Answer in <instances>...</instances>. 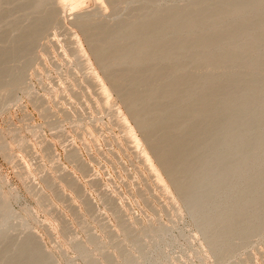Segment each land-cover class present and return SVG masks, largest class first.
<instances>
[{
	"label": "bare ground",
	"instance_id": "bare-ground-1",
	"mask_svg": "<svg viewBox=\"0 0 264 264\" xmlns=\"http://www.w3.org/2000/svg\"><path fill=\"white\" fill-rule=\"evenodd\" d=\"M84 1L0 0V114L8 109H5V105L17 100L19 90H22V94L24 91L36 105L38 100L44 98L36 96L35 85L29 79L35 74H43L40 67L44 65L45 68L44 54L50 55L54 46L48 37L53 35V31L58 32V29L68 31L65 15L68 5L74 8V3L81 7ZM106 1L114 12L110 13L113 15L110 19H105L108 17L104 7ZM106 1L93 0L92 6L83 11L82 7H79L80 10L77 7L78 11L72 13L74 17L71 16L70 23L83 31L102 72L113 90L122 98L129 116L141 130V135L143 133L149 151L176 188L184 207L208 243V248L219 257L218 264L228 261L231 264H252L249 258H253L250 255L242 259H237V255L241 250L257 244L252 243V237L257 236L264 243V0ZM125 9L131 11L125 13ZM67 31L62 30V34ZM68 32L66 36L70 34L73 38V33L70 30ZM75 39L70 40L73 44V47L70 44V51L80 60L86 54L81 40ZM49 55H46L47 58ZM24 58H28V61H23ZM84 58L81 60L83 66H91L88 58ZM94 73L89 75L87 82L99 87L100 101L108 105L111 102L109 89L100 75ZM47 101L40 100L42 103L37 105L45 118V112L50 109ZM44 102L47 106H43ZM49 112V115L54 113ZM117 121L126 131V139L133 143L134 153L150 171L149 175L156 177L155 184L163 185L159 176L161 173H157V168L152 165L149 153L140 150L138 138L135 139L132 132L134 129H131L125 116L118 117ZM3 136L0 135V148L4 155L17 167L18 175L33 192L31 194L40 206L60 222L58 224L62 227V233H67L68 242L88 259L89 264H108L110 258L106 253L111 256L113 252L102 253L101 258L94 257L91 252L92 245L99 246L108 242L96 233L89 234L87 242H79L80 239L77 241L75 232H70L72 226L67 214L65 216V212L57 210V200L65 201L64 204L71 201L73 204L67 203L71 206L77 202L74 201L78 197L82 198L85 211L99 219L102 213L100 209L97 210L94 198L89 196L90 193L87 194L88 190L81 180L64 164L55 162V172L61 173L58 176L53 171L45 172L43 165L37 166L38 170L45 172L41 179L52 190L51 197L45 192L46 189L30 181L32 172L29 173L24 161L21 162V159L11 154V141L6 142V136ZM20 140L19 137L15 142ZM48 140L43 141L44 150L47 151L46 156L53 160L54 146ZM21 145L25 152L26 149L27 153L31 151L29 143L27 146ZM79 151V148L71 146L67 150V158L74 163L75 169L85 174L91 170V165ZM99 181V178H94L89 183L96 185L100 184ZM65 188L70 189L71 195H68L69 190V193L65 192ZM107 192H101L103 200L110 205L106 208L110 207L118 215L119 228L127 235L130 234L136 227L132 226L133 223L128 224L129 220L124 219L126 216L122 218L124 209ZM11 194L0 188V264H57L44 247L39 234L24 232L26 236L22 241L13 234V237L9 235V229L17 224L16 221V224L12 222L16 219V212L9 201ZM71 208L75 216L82 212L85 217V211ZM163 224H152L147 231L141 230L139 240H146L147 232L167 235L169 229ZM83 226H87V223ZM110 236L109 241L117 235L114 238ZM159 246L155 244L154 248L140 257L124 251V264H141V258L145 264H162L167 258Z\"/></svg>",
	"mask_w": 264,
	"mask_h": 264
},
{
	"label": "rangeland",
	"instance_id": "rangeland-1",
	"mask_svg": "<svg viewBox=\"0 0 264 264\" xmlns=\"http://www.w3.org/2000/svg\"><path fill=\"white\" fill-rule=\"evenodd\" d=\"M89 1L85 0L84 3H81L82 8L80 7V5L78 6L74 3L73 6H76L74 8L69 7L71 5H68V9L65 10V15H67L66 25H68L66 29H68V31L70 30L71 34L73 33V38L70 34L66 36L69 32L65 29H58V32L56 30L57 33L53 31V35L51 37H48L51 39H49L50 43L54 45L50 51L51 56L46 53V55H49L47 58V56L44 54L43 62L45 64V68L44 65L40 67V72H42L43 74L40 76L35 74L29 79V82H31L33 86L35 85L34 89L37 93L36 96H44V98L41 97L42 99H40L42 100V102L43 99H46V101L48 100L47 105H50H48L50 109H52L50 112L53 113L54 111V115L48 114L50 110L49 109L47 112H45L49 117L44 113L46 115L45 118L43 114H40L41 110L37 108L38 103L40 105L42 102H39L40 100H38L37 105L33 104L34 102L31 101L32 99H30L24 91L23 93L25 95L22 94V90H19L18 94H16L17 100L14 99V103L13 101H11L9 102L10 105H5L7 106L5 107V109H8L0 114V135H4L3 137H7L4 138L6 139V142L11 141V147L13 148L11 149V154L17 156L18 159L22 160L21 162L24 161V163L27 164V170L29 171V173L32 172L30 176H33L30 181L32 180V182L34 181V183H37L36 185H38V187H43V190L46 189L45 192H48L51 197L52 190L49 189L42 181L41 176L46 171H53L52 173L56 175V170L53 168V166H56V163L62 165L64 164L77 176L79 181L81 180L82 184L86 187L85 189L88 190H86L87 194L90 193L89 196L91 195V197L94 198L93 200H95L94 202L95 204H97V210L99 211L100 209L99 212L102 213L101 216H99V219H96V216H94L93 213L85 211L82 204V198L76 197V200L74 202L77 201V205H75L76 203L72 205L73 203L71 201H68L66 202V204L68 203L70 205V203H72L71 206H69L68 204H64L65 201L62 202L58 200L55 202L58 206L56 204L55 205L57 206V210L61 209L60 212H65V216L67 214L66 217L68 220H70L69 224L71 223L70 226H72V231L70 230V232L71 234H74L73 232H75L74 236L76 235L75 237H77V241H79L78 239H80L79 242H87V240L90 238L89 234L91 235L92 233H96L97 236L103 237L101 238L102 240L108 242L107 244L105 243L106 245L102 244L99 246H91V252L93 253L94 257L101 258L102 253L107 251L110 253L113 252L114 254L112 255L111 253V256H109V253H106L110 258L108 264H124V251H130L132 255L140 257L141 255L148 253L151 248H154L155 244H159L161 251L163 250L162 252L167 258L162 264H218L219 257L213 254L210 251L211 249L208 248V243L206 244L203 234L200 233L198 226H196V224L194 223L195 221L192 220L193 218H191L192 216L190 217V213L188 212L186 207H184V204L182 203L178 192H176L175 190L176 188L170 182L168 175L165 174L166 172L161 169V166H159L158 162L156 161L157 159L153 157V154L149 151L150 149L148 148L144 138L142 137L143 133L141 135V130L137 128L136 123H134L135 120H133V118L131 119V115L128 114V109L127 107H125V103L121 100L122 98L120 99V95L118 96L117 91L115 92L113 90L110 82L102 72L101 67L99 66L96 58H94L93 53L91 52V48H89V45L85 40L84 34L82 33L83 31L79 26L70 23V18L74 14V11H78L77 7H80L81 11H83V9L87 10L86 8H90L92 6L93 0ZM70 3L71 2H69V4ZM84 5L87 7H85ZM104 5V7L106 8L105 13L106 15L108 14V17H106L105 19L113 18V15H110V13H114L113 9L109 6L107 1L106 3H104ZM83 6L85 8H83ZM128 10L125 9V11H123L125 13L131 11L130 9ZM123 11H121V13L124 15ZM114 16L117 15L115 14ZM73 17L74 16H72V18ZM62 30L67 31V33L63 32L64 34H62ZM69 38H71L70 40H74L75 38L81 40V44L85 50L84 54H86L84 57L88 58V63H91V66L90 64H86L87 66L84 65L86 67L85 68L83 66V62H81V60L83 61L84 57L79 60L78 56L70 51L72 50L71 45L73 47V44H71L72 42L69 40ZM46 40L43 42H46ZM64 43L67 44L65 45ZM25 59L26 58H24L23 61H26L28 58L26 60ZM57 66H59V70L57 69ZM93 71L97 72L96 74L100 75L101 79H103L104 83L107 85L109 89V101H111L109 102L110 105H108L113 107L115 106L114 108L109 107L108 105H105L100 101L101 97L97 89L99 87L91 85L90 81L87 82V78H89V75H91V73H94ZM62 75L68 78L65 79V77H63ZM77 77L79 78L77 79ZM81 85H85L87 90L85 86L83 88V86ZM70 87H73L74 90L73 88L69 90ZM75 90L80 92L76 94L74 93L76 92ZM80 93L82 94L79 95ZM19 95L22 99H20ZM47 105L45 103V105L43 106ZM114 110L117 112H115ZM118 111L121 114L119 113L118 115ZM68 112L71 113H69L71 117L68 116ZM117 116L120 118L122 116H125L127 122L133 127L132 128L129 125L132 130L134 129L132 132L135 139L136 137L138 138L137 143L140 145H138L141 148L140 150L142 151V149H144V151H147V153H149V155L151 156H149L151 158L150 161L153 163L152 165L157 168V173H161L159 176L160 179H162L161 181L163 182L165 188L158 182L157 185L155 184L157 181L155 179L156 177L152 174L149 175L150 171L148 170V168L143 163H141L140 157L134 153V149L132 148L133 143H130L126 139V131L119 125L120 123L117 121ZM16 134L17 137H20V139L22 140L15 142V139L18 140V138H16ZM38 134L40 137L38 136ZM48 139L50 140V142L52 141L51 143L54 146H52L54 149L53 155H55V158L53 160H50V158L46 156L47 151L44 150L45 143L43 141H46ZM20 142L26 146L28 143L31 145H28V148L32 147V152L28 149L31 155L28 154L29 152L27 153V149L26 152L25 150H23V146ZM71 146H75L77 147V149L79 148V150L81 151H79L80 154L83 155L82 157H84V159L87 160V163L91 165L90 171L84 174L82 171L75 169L74 163L67 158V150ZM56 160H58L59 162H57ZM13 165L14 163H12L6 157V155H4V152L0 148V188L4 192H10V194L12 193V197L9 201L12 205V208L15 210L14 212H16L17 219L12 220L14 224H16V222L17 224L13 225V227H11L13 223L11 224L10 227L12 229L9 227V235L11 237L15 235L17 236L16 239L22 241V239H24L26 236L24 232L26 234L34 232L37 235L39 234V238L41 239L44 247L53 256V259L56 260L57 264H89V262L87 261L88 259H85L76 250L74 245L68 242V237L66 236L67 233L65 235L64 233H62V227L60 224H58L59 221L54 219L52 215L48 214L44 210V208L40 206L39 202L36 200V197L32 195L33 192L28 189V187L26 186L27 184L24 183L25 181L22 180V178H20V176L18 175L17 167ZM42 165L45 172L44 170L40 171L37 169ZM59 174L61 173L59 172ZM59 174H57V176ZM94 178H99L101 180L99 181L100 184L94 185V183H89ZM64 190L66 193L68 192V190L70 191V189L68 188H65ZM102 190H104L105 192L108 191L107 193L111 194L113 198L115 197L114 199H117L119 205L122 207V209H124V215H121L122 218L126 216L124 217V219L129 220L128 224L133 223L132 226H135L136 229L138 228V230L134 229L130 234L127 235L123 230L119 228V217L110 209V207L106 208L109 204H107L103 200L104 198H102L101 192L104 191ZM140 191L142 193H140ZM68 195H71V191ZM149 201H151V205L148 204ZM148 205L152 208L154 207V210ZM71 207L80 209L79 212L81 210L85 211V217L81 214L82 212L78 213V215H76L78 217H76L73 214ZM30 212L34 213L31 214ZM80 214L82 215L84 220H81L83 218L80 216ZM25 220L27 223L25 222ZM85 220L89 221L87 222ZM85 222L87 223V226L89 223L88 227L83 226L86 225ZM22 224H26V226ZM101 224H103V227L101 226ZM152 224L156 226H161L160 224H163L162 226L167 225L165 227L169 229V233H167V235L165 236H161L157 233L147 232L148 236L146 237V240H139V238H141L139 234L140 231H147ZM104 226H106V228ZM114 229L115 231L113 232L112 230ZM106 230L108 232H106ZM112 232L115 235L112 234ZM110 234H112L113 237H111ZM109 236L110 238H114L116 236L114 238L115 240L110 239L112 242L109 241ZM255 237H252V239L254 240H252V243H257H254L256 246L254 244H250L254 246H250L246 249L241 250V252H239V254L237 255V259H239V257H241L242 259L243 256L247 258V255H250L253 260L249 258V256L248 258L251 260L252 264L254 262L255 264H264V243L260 240L259 237ZM257 238L259 239V241ZM257 246H259L260 248ZM1 247L2 246L0 242V248ZM244 250H246L248 254ZM243 251L244 253H242ZM113 257L116 258L114 259ZM140 260L142 261L141 264H145L142 258ZM228 263L231 264L229 261L226 263L224 262L223 264Z\"/></svg>",
	"mask_w": 264,
	"mask_h": 264
}]
</instances>
